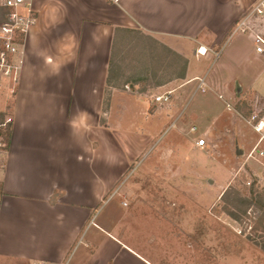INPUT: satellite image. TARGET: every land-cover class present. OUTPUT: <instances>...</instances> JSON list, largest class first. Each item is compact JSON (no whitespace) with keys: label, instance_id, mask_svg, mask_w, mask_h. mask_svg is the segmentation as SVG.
Segmentation results:
<instances>
[{"label":"crops","instance_id":"obj_1","mask_svg":"<svg viewBox=\"0 0 264 264\" xmlns=\"http://www.w3.org/2000/svg\"><path fill=\"white\" fill-rule=\"evenodd\" d=\"M255 1L32 0L36 21L19 83L13 95L0 88L14 117L2 176L0 259L162 264L130 235L117 234L113 204L103 211L116 186L149 161L156 136L168 126L178 130L195 120L206 141L226 113L241 118L232 105H264V55L235 31ZM118 28L139 31L183 57L180 83L143 93L108 86ZM199 47L208 49L205 56H196ZM167 92V103L154 101ZM160 106L167 112L156 118ZM197 238L200 254L191 261L180 256L176 264H264V249L241 233Z\"/></svg>","mask_w":264,"mask_h":264},{"label":"rangeland","instance_id":"obj_2","mask_svg":"<svg viewBox=\"0 0 264 264\" xmlns=\"http://www.w3.org/2000/svg\"><path fill=\"white\" fill-rule=\"evenodd\" d=\"M122 41L125 42L119 44L115 63L123 77L113 81V85L120 88L127 77L138 74L147 77L153 74L154 81L162 83H180L176 79L181 68L179 60L157 49L161 60L156 63L150 59L152 42L140 35L131 34ZM144 85L141 83L135 88ZM4 103L9 109L11 98L0 93V109ZM246 103L232 105L234 110H239L241 118L234 112L222 116L203 148L195 146V141L205 131L199 127L202 123L195 120H186L185 127L178 130L168 126L156 136L159 144L150 148L149 161L138 165L127 182L123 180L116 186L117 193L103 211L108 212L113 204L112 212L117 219L113 220L112 227L117 234L130 235L140 246L159 255L162 264L179 263L180 256L191 261L194 253L200 254L198 235L206 232L241 233L264 249V178L261 166L248 158L257 136L246 124V117L253 110L252 103ZM158 109L156 118L167 112L165 106ZM193 127L195 133L190 132ZM224 209L232 211L238 219L232 220L223 213ZM216 256L213 254V258ZM230 260H233L232 255ZM0 264L24 263L0 259ZM212 264H216L215 260Z\"/></svg>","mask_w":264,"mask_h":264},{"label":"built area","instance_id":"obj_3","mask_svg":"<svg viewBox=\"0 0 264 264\" xmlns=\"http://www.w3.org/2000/svg\"><path fill=\"white\" fill-rule=\"evenodd\" d=\"M36 21L32 0H0V88L7 86L13 95L19 83L24 62L26 37ZM235 31L248 35L255 45L256 52L264 55V0H257L249 13L240 18ZM208 49L199 47L196 56H205ZM199 81V88L203 91V80ZM128 88V87H126ZM171 92L155 97L156 103H167ZM229 109V106H227ZM14 123L11 109L0 110V199L2 194V176L6 167L10 137ZM246 124L257 136L256 144L249 153L251 158L261 166V176L264 178V105L254 108ZM191 133L196 128L190 129ZM9 134V135H8ZM206 145L204 138L195 141V146L203 148ZM32 264H44L35 262ZM63 264V263H62Z\"/></svg>","mask_w":264,"mask_h":264},{"label":"trees","instance_id":"obj_4","mask_svg":"<svg viewBox=\"0 0 264 264\" xmlns=\"http://www.w3.org/2000/svg\"><path fill=\"white\" fill-rule=\"evenodd\" d=\"M131 34H137L140 35V37L144 40H147L149 42H152V46L150 51V59L154 60L156 63H158L161 59L159 54L157 53V49L162 50L163 54H168L173 56L175 59L179 60L181 62V68L178 72V74L176 75V79H183L185 76V72H186V66H187V61L179 56L178 54L174 53L173 51H171L170 49H168L167 47L163 46L162 44L158 43L157 41H155L154 39H152L149 36H146L138 31L135 30H128V29H116L115 33H114V42H113V47H112V52H111V57H110V62H109V68H108V77H107V85L108 86H112V87H116L115 85H113V81H116L117 79H119L120 77H123V74H121L119 72V66L117 65V63H115V58L116 56L119 54V44L121 42H125L122 40H127L128 36H131ZM150 48V47H149ZM148 48V49H149ZM115 71L116 74H115ZM155 75L152 74V77H147L145 76V74H138L136 77L134 76H129L126 78V80L122 83L123 86H128L131 85L132 87L138 86L139 84H145L144 86H142V88L138 89V92L143 93L145 92L148 88H155V87H159L161 85H163L164 83L167 82H159V81H154ZM150 81H153V84H149ZM9 135V134H8ZM226 191L223 193V195L221 196V199H223V197L225 196ZM223 213L226 214L228 217H230L232 220H237L238 216L236 214H234L232 211L224 209ZM242 213L245 215L246 214V210L242 211ZM262 225V224H261Z\"/></svg>","mask_w":264,"mask_h":264},{"label":"water","instance_id":"obj_5","mask_svg":"<svg viewBox=\"0 0 264 264\" xmlns=\"http://www.w3.org/2000/svg\"><path fill=\"white\" fill-rule=\"evenodd\" d=\"M238 154H240V152H238Z\"/></svg>","mask_w":264,"mask_h":264}]
</instances>
